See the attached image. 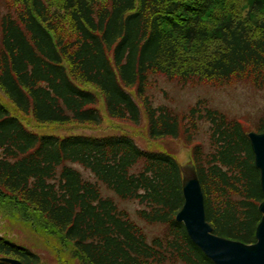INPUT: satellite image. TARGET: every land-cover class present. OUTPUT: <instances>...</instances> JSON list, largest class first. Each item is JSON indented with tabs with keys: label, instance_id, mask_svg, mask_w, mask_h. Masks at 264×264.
I'll return each mask as SVG.
<instances>
[{
	"label": "trees",
	"instance_id": "trees-1",
	"mask_svg": "<svg viewBox=\"0 0 264 264\" xmlns=\"http://www.w3.org/2000/svg\"><path fill=\"white\" fill-rule=\"evenodd\" d=\"M10 1L0 13V89L21 116L100 127L102 100L112 120L138 127L146 117L151 140L192 146L214 233L256 242L264 194L245 125L201 102L179 116L156 106L149 89L152 76L264 85V15L253 29L216 13L213 0ZM253 8L262 12L264 0ZM200 123L209 126V149L196 144ZM255 130L264 132V115ZM102 188L137 202L138 219L161 233L149 239ZM0 195L41 215L86 264H214L176 220L184 205L179 162L125 134H38L0 102ZM3 257L41 264L0 235V264H8Z\"/></svg>",
	"mask_w": 264,
	"mask_h": 264
},
{
	"label": "rangeland",
	"instance_id": "rangeland-1",
	"mask_svg": "<svg viewBox=\"0 0 264 264\" xmlns=\"http://www.w3.org/2000/svg\"><path fill=\"white\" fill-rule=\"evenodd\" d=\"M7 1L0 0V13L7 10ZM204 1L202 0V2ZM255 1L213 0L214 11L221 15L240 17L248 27L256 29L260 16L264 15V10L260 13H253ZM15 2L16 0L8 3L10 6L17 7ZM149 94L154 99L156 106L167 105L174 109L179 116L187 115L192 107L201 102L202 106L218 110L231 120L242 121L248 133L257 132L255 127L264 115V85L259 86L246 79L236 80L225 86L214 82L199 81L183 85L177 80L170 81L163 76H152ZM0 102L11 114L19 116L31 131L38 134L62 137L125 134L131 136L142 149L169 153L176 158L181 166L193 165L192 146L187 145L183 139L153 141L148 136L146 117L143 118V124L138 127L130 123L112 120L107 116L102 100L100 106L104 122L100 127L79 124H37L33 118L21 116L1 89ZM197 132L195 134L196 144L209 149L208 124L200 123ZM76 168L83 173L85 179L94 181V177L88 171L80 166H76ZM102 195L112 197L119 210L127 211L133 220L142 225L149 239L161 233V227L149 226L138 219L136 212L140 209V205L137 202L122 201L105 188H102ZM0 235L38 254L41 257V264H86L73 245L58 234L41 215L13 199L3 198L2 195H0Z\"/></svg>",
	"mask_w": 264,
	"mask_h": 264
},
{
	"label": "water",
	"instance_id": "water-1",
	"mask_svg": "<svg viewBox=\"0 0 264 264\" xmlns=\"http://www.w3.org/2000/svg\"><path fill=\"white\" fill-rule=\"evenodd\" d=\"M260 172L264 194V132L247 134ZM184 205L176 220L182 223L191 241L214 264H264V201L259 205L262 219L256 229V242L247 244L218 236L207 221L205 196L195 165L181 166ZM8 264H24L18 259L3 257Z\"/></svg>",
	"mask_w": 264,
	"mask_h": 264
}]
</instances>
